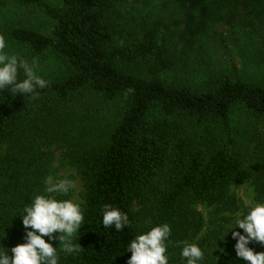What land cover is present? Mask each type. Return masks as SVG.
Masks as SVG:
<instances>
[{
    "label": "trees",
    "instance_id": "trees-1",
    "mask_svg": "<svg viewBox=\"0 0 264 264\" xmlns=\"http://www.w3.org/2000/svg\"><path fill=\"white\" fill-rule=\"evenodd\" d=\"M20 1L43 6L56 25L52 35L17 27L12 39L38 55L52 50L68 72L39 89L35 100L0 92V144L7 145L0 156V245L10 250L24 242L19 214L45 188L49 157L44 148L60 143V136L74 142L63 129L72 127L76 116L66 104L77 100L96 115L98 101L128 97L102 141L75 156L83 181L84 225L74 242L84 248L76 256L61 253L60 264H127L126 245L138 232L173 224L187 202L249 180V171L226 146L196 143L189 129L229 126L236 108L264 117V83L243 78L234 67L199 88L167 84L159 77L169 65L166 46L150 28L121 37L115 0H60L56 9L43 0ZM250 1L262 29L264 0ZM105 204L127 212L130 227L104 228ZM136 206L152 210L150 224L142 222ZM221 264L244 262L229 257Z\"/></svg>",
    "mask_w": 264,
    "mask_h": 264
},
{
    "label": "rangeland",
    "instance_id": "rangeland-1",
    "mask_svg": "<svg viewBox=\"0 0 264 264\" xmlns=\"http://www.w3.org/2000/svg\"><path fill=\"white\" fill-rule=\"evenodd\" d=\"M43 1L55 9L60 5V0ZM115 3L121 37L136 28L142 33L150 28L166 46L169 65L159 74L165 83L199 88L213 76L230 74L234 67L243 78L264 83L261 39L264 28L260 29L257 9L250 0H115ZM55 25L56 20L41 5L0 0V34L8 42V51L19 52L29 60L35 58L39 74L48 81L63 77L68 72L67 64L52 50L42 55L33 53L15 42L11 31L24 27L52 35ZM4 90L12 94L9 89ZM127 98L98 101L96 115L92 110H83L87 105L81 103L82 99L73 105L66 104L76 116L71 121L72 127L67 125L63 130L74 136V142L60 136V143L44 148L49 157L45 179L74 181L76 187L68 197L84 203L83 181L75 156L102 141L112 128L111 122L120 117ZM189 130L196 143L226 146L249 171L250 178L242 185L225 186L206 200L184 204L183 211L171 224L170 264H183L177 247V241L183 240L199 243L205 252L204 264H221L229 257H236L235 241L231 232L227 233L232 214L245 210L246 199L264 200V117L236 108L229 126L210 123ZM6 150L7 145L0 144V156ZM135 209L142 222L150 220V208L136 206ZM251 247L259 251L264 249V244L253 242Z\"/></svg>",
    "mask_w": 264,
    "mask_h": 264
},
{
    "label": "clouds",
    "instance_id": "clouds-1",
    "mask_svg": "<svg viewBox=\"0 0 264 264\" xmlns=\"http://www.w3.org/2000/svg\"><path fill=\"white\" fill-rule=\"evenodd\" d=\"M37 63L35 58L29 60L19 52H9L8 42L0 34V92L7 88L13 97L37 99L38 90L49 84L39 74ZM75 187V182L67 178L45 181L43 192L24 204L19 214L25 229L24 242L10 250L0 245V264H60L61 253L66 258L83 251L84 247L74 242L84 225L83 202L68 197ZM244 209L232 214L227 233L231 232L236 257L244 264H264V251L251 247L253 242L264 244V200L246 199ZM101 211L104 228L112 227L120 232L130 227L129 215L119 207L105 204ZM171 236L172 227L168 222L138 232L126 245L125 253L131 252L127 264H170ZM57 240L58 246H54ZM177 247L183 264H204L205 252L199 243L177 241Z\"/></svg>",
    "mask_w": 264,
    "mask_h": 264
}]
</instances>
